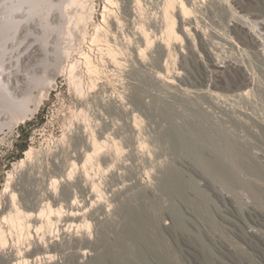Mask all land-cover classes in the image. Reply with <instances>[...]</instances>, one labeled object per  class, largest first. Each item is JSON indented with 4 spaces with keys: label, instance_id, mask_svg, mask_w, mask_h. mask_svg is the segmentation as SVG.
I'll list each match as a JSON object with an SVG mask.
<instances>
[{
    "label": "rangeland",
    "instance_id": "1",
    "mask_svg": "<svg viewBox=\"0 0 264 264\" xmlns=\"http://www.w3.org/2000/svg\"><path fill=\"white\" fill-rule=\"evenodd\" d=\"M80 1L83 6L62 3L57 17L62 27H57V20L48 28L49 43L55 48L49 53L60 55V62L50 60L57 70L82 35L84 22H78L76 15L87 14L94 3L93 20L102 19L104 0ZM158 2L141 0V8L134 4L131 25L159 20L155 18ZM189 2L203 32L191 29V58L184 60L187 68L178 64L180 51L175 63L182 73L197 79V66L204 64L206 56L200 43L203 38L214 60L230 64L217 76V86H211L219 96L189 94L177 84L162 83L155 72L165 73L159 66H163L166 53L161 55L159 66H154L152 49L146 52L143 64L127 51L119 72L112 74L106 64H100V80L93 90L83 84L81 97L66 77H59L32 88L31 111L23 118L15 122L9 120V114L2 115L0 191L9 175V193H16L25 213L37 214L44 203L53 204L56 197L53 205L60 204L63 210L75 197L80 202L81 192L73 183L78 175L85 177V155L84 146L80 156L72 155L75 136L82 135L85 144L92 127L100 143L106 142L86 164L90 178L103 191L104 199L96 205H104V212L91 215L97 206H88L84 210L88 227L67 226L70 221L61 218L41 229L31 226L23 231L5 224L7 244L0 246L5 256L27 247L28 241L34 249L44 234L51 237L48 244L51 240L57 243V249L49 251L51 257L40 249L24 256L28 264H264V34L262 39L250 36L251 30L256 34L258 29L263 31L252 21L264 20V0ZM38 17L43 23L44 16ZM35 34L27 35L29 38L20 34L15 46L22 41V52L35 38L39 42L41 34ZM42 56L36 51L20 61L21 72L29 77L21 79L24 84L31 80L33 69L43 65ZM207 69L203 75L209 81L212 73ZM242 80L249 91L238 96L236 86ZM211 97L222 101L218 104L208 99ZM30 146L34 148L32 160L15 168ZM55 158L60 164L57 169L52 166ZM62 186L67 188L68 197L62 196ZM87 189H91L90 184ZM83 249L87 253H81Z\"/></svg>",
    "mask_w": 264,
    "mask_h": 264
},
{
    "label": "bare ground",
    "instance_id": "2",
    "mask_svg": "<svg viewBox=\"0 0 264 264\" xmlns=\"http://www.w3.org/2000/svg\"><path fill=\"white\" fill-rule=\"evenodd\" d=\"M218 1L222 2L223 0H218ZM130 2L131 0L102 1L101 2L102 19L100 22L93 20L92 14L93 12L96 11V5L94 3H90L91 6H89L90 9L89 11H87L88 12L87 14L83 15L80 13L79 15H76L75 13L74 15H76V18L78 16L76 20L78 22L80 21L84 22V26L81 24L84 27V28L82 27L83 32L81 37L77 39L75 48L70 52L69 51L67 52L66 56L64 57L65 59L64 62L61 61V64L63 62V64L61 65V69L57 70L55 66H52L53 64L50 62V60L52 59L55 61L57 60L59 61L60 55L56 54L57 55L56 56L54 54H50L51 53L50 51L55 50V48L52 46V44L49 43L50 36L47 35L48 28L57 22L58 20L57 17L60 14L62 3H65L64 5H66L67 3V6L70 4L73 5L74 3H77L80 4L81 6L82 2L80 0H0V119H2L1 117H3L2 115L4 114L5 116L9 114V117L11 118V119L9 118L10 121L14 119L16 120L15 122H17L18 120H20V118H23L25 115L28 114V112L31 111L29 104H30V92L32 88L39 87L45 84L47 81L49 82L56 81L59 77H66L69 80V82L72 83V85H74L77 94H79L81 97V95L84 94L83 84L86 83L87 84L86 88H88L89 90L90 89L93 90V87L95 88L97 80L98 81L100 80V78H98V76L101 74L100 64H106L105 66L107 71H110L112 74H114V71L119 72L120 70L119 68H123V65H125V61L127 60V57L125 60L127 51H130V53L127 52L128 54L133 55L134 61L143 64L145 63L146 60L145 59L146 52L152 49L151 55L153 56L151 62L152 64L154 63V66L155 64L157 65V63L159 66V62H161L159 61L161 55L166 53L165 54L166 59L162 64L163 66L161 65L159 66L162 69L164 68L163 71L165 73L161 71L155 72L156 77L160 81L162 80L161 81L162 83L164 82L167 85L177 84V86L180 89L185 91V93L187 92L189 94L206 93L212 96L214 95L213 97L219 96V94H217L219 92L215 90L216 91L215 93L212 90L213 88L211 86L212 85L213 87L217 86L216 84L218 83V81H216L217 76H221L222 73L227 70L228 65L230 64L228 63L226 65L220 64V62L222 63V61H219L218 60L219 58H217V61L214 60L213 58L214 56L212 57L211 54V49L210 47H208V45L207 46L205 45L206 41H203V38L202 39L200 38V43L202 45V48L204 49L205 52L204 54H206V56L204 57L205 58L204 59L205 62H203L204 64L202 63L203 65H200L199 67L197 66L198 68L197 79H191L189 76H187L186 73H182L179 69L180 67H178L175 63L176 60L175 56L177 55L178 51H180V61L178 62V64L179 66L182 65L183 67L187 68V65L185 64L186 61L185 57L188 56L189 58H191L189 55V52H191V46L189 45V37L193 38L194 36L191 29H194L198 32L199 31L203 32V30L201 29L202 26L199 24V21L197 20L196 17H193V15L191 14L192 8L189 6V3L191 2H189V0H159L157 6L158 11H156L158 15L156 14L157 17H155L156 20L157 18L159 20H157L156 22H149L146 24L138 23L133 26L130 23L131 22L130 16L132 11L131 7L135 5L136 7H140L142 6V4H141V0H133L132 2H134L135 5L132 4V6L130 5ZM177 11L179 12L177 13ZM38 16H44L43 23H41L40 19H38L39 18ZM176 16L178 17V20L176 19ZM189 17H193V18L189 20ZM235 17L236 19L239 18L241 19V15H235ZM149 20H147L146 22H148ZM91 21L94 22L88 25L87 23ZM252 22L255 24H259V28H262L263 31L258 29L259 31H257L258 33L256 34L255 32L252 33L254 30L253 31L251 30L252 32L250 31V36H252L253 40L255 35H258L260 39H262L261 35L264 34V20L259 19V20H254ZM76 24L77 22L75 23V25ZM57 27L59 28L62 27V23L60 21L58 22ZM35 32H37V34L38 33L41 34L40 38L38 36L39 42H35L38 40L37 38H35V41L25 45L24 51L21 52V47L19 46V44H21L22 41L18 43V46H15V44L17 43V37L20 34L21 35L23 34L27 38H29L28 36L34 34L33 37H35L36 35ZM183 34L184 36H186V40H184ZM212 45L213 44H211L210 46ZM186 47L188 48V51L185 50ZM36 51H39L41 55H43L42 57L44 59V63H42L43 64L42 66L40 65L38 67H35L34 69L32 68L34 75L32 77L30 76L31 80L29 82L26 81L25 82L26 84H24L23 80L21 79L29 78V77L27 76L28 74L26 75L21 72L22 70L20 69L19 63H21L24 60H28L36 53ZM152 52H154V54ZM213 52L216 55V52L215 51ZM124 54L125 56L123 57ZM61 60L63 59L61 58ZM13 62H15L14 63L16 64L15 66H13L12 64ZM194 63L196 62H193V64ZM206 66L208 67V69H210L211 71L210 74L212 73V80L210 79L211 82L210 80L209 81L206 80L205 77L207 76L203 75L204 71H206L207 69L205 68ZM58 67L60 66H57V68ZM232 67L233 69H235V71L238 70L235 66ZM27 73L29 72L27 71ZM210 74L209 77H211ZM246 85L248 84H246L245 81L243 80L240 81L239 84H237L236 86L239 89L236 95L241 96L242 94L244 95L247 94L249 89L245 87ZM201 86H204L205 88ZM213 97L208 99L213 100L212 99ZM222 99H224V97ZM213 101L215 102L217 100H215L214 98ZM218 101L220 103V101L222 100L218 98ZM218 101L216 103H218ZM221 109H222V105H221ZM1 123L3 124L5 122H0V126ZM135 123L136 121L134 122V124ZM7 124L9 125V123ZM88 130H89L88 142L84 141L85 144H83L82 135L76 134V136L74 135L75 141L73 143L74 153L72 155L80 156L81 146H84L83 151L85 155V161L84 163H82V168L85 170V177H81L78 175V177L75 179L73 183V185L78 187L79 191L81 192V198L79 200L80 202H78V200L75 197L73 198L69 206L65 210H63L62 205L60 204L59 206L53 205L58 201L57 197L55 196L56 199L54 198H53L54 200L52 199L53 204L50 201H47L46 203H44L45 205L41 207V209L38 211L37 214L25 213L24 211L21 210L20 204L17 201L16 193L15 192L9 193L10 176L8 175L5 186L0 191V246H5L7 244V238L4 229L5 224H7L8 226L12 225L10 227L13 226L15 227L17 226L18 228L20 227V230L23 231L25 230L23 228L26 227L27 229L30 228L31 226L36 227V229H41L43 228L44 225L49 226L52 223L54 224V220L56 221L61 218L67 222L70 221L69 223H67V226H74V225L75 227L89 226V222L85 217L84 210L88 206L96 205L100 201L102 202V200L104 199L103 198L104 194L102 189H100L99 186H97L94 179L90 178V175L87 170L88 167L86 164H88V162H90V160L97 155L99 149H101V147L103 146L102 144L103 143L105 144L106 142L103 143L101 142L102 144L100 143V141L98 140V134L95 132L94 128L89 127ZM33 153H34V148L30 146L28 149L25 150L24 156L17 161L14 167L22 168L23 166H25V164L28 161H31L32 158L34 157ZM52 164H53L52 165L53 169H57L60 166V164L57 162V158H55V161ZM72 164L74 165V167H76L75 161H73ZM70 173L71 172H69L68 174L70 175ZM55 181L56 180L54 179L53 184H56ZM88 184H90L91 186V189L89 190L87 189ZM61 194L64 197H68L70 195L65 186L61 187ZM105 201L107 202V204H110L108 201H112V199ZM103 207L104 205H98L91 211L90 214L91 215L102 214L104 212ZM87 234L88 233L83 234V238L85 239L86 242L88 241V237H89ZM49 238L51 237H47L43 234V236L39 238L38 245L36 244L34 249H32V247L30 246L31 242L28 241L27 247L25 246L23 248L24 250L22 249V247H18L14 249L9 254V256H5L4 252H0V264H21V263L28 264L29 263L28 258H24V256H31L38 249H40L46 257H51L52 254L49 253V251L57 249V243L51 240L50 241L51 243L48 244ZM81 253L85 254L87 253V250L83 249Z\"/></svg>",
    "mask_w": 264,
    "mask_h": 264
}]
</instances>
